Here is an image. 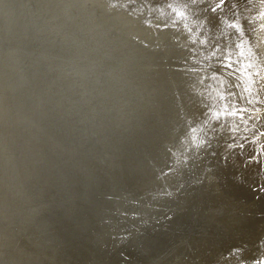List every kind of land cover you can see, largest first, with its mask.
Listing matches in <instances>:
<instances>
[{
	"label": "water",
	"instance_id": "1",
	"mask_svg": "<svg viewBox=\"0 0 264 264\" xmlns=\"http://www.w3.org/2000/svg\"><path fill=\"white\" fill-rule=\"evenodd\" d=\"M1 5L14 9L18 37L36 33L49 53L39 55L41 63L38 61L24 70L0 71V79L4 78L10 92L18 93L12 109L9 106L17 123L12 131L8 126L0 133L5 136L11 132L0 138L3 147L0 213H4V218L8 216L5 220L12 217L13 222L27 205L32 208V214L15 229L0 222V237H4L0 243V264H64L85 258L105 264H136L135 260L143 262L149 254L168 245L169 239L175 238L176 243V234L187 229L194 211L188 201L193 196L191 183H185L181 196L162 206L161 211L154 210L163 196L158 193L155 178L162 165L151 168L150 164L159 149L177 135L176 120L181 123L182 119L173 112L195 99L188 92L187 96L182 93L188 99L180 95L187 87V84L182 87L183 78L173 77L175 71L167 64L155 66L158 62L154 52L118 36L113 30L116 21L97 26L102 32L104 48L93 54L83 53L72 44L73 33L69 35L62 28L54 38L47 29L39 30L38 15L32 5L19 0H2ZM183 35L188 38V34ZM51 38L53 44H49ZM187 42L191 44L188 39ZM61 43L69 44L70 59L60 56ZM32 45L36 50L45 49ZM168 48L171 52L175 50L173 46ZM101 53L114 63L111 68L93 64L91 60L102 58ZM48 64L55 74V68L61 74L52 75L46 68ZM68 65L71 72L63 74ZM186 70L182 73L187 81L193 70ZM33 74L37 79L42 78L39 84H34ZM46 81L60 83L53 90L41 93L36 88ZM107 87L112 90L106 92ZM100 95L108 97L107 102ZM125 97L133 99L124 104L128 113L124 111L126 107H117ZM114 116L117 119L112 124ZM131 141L141 147L132 148ZM202 156L195 169L201 167L203 172L207 159ZM117 162H125L126 167L116 165ZM182 173L185 175L183 170ZM17 175L20 182L15 181ZM46 200L54 203V209L40 207ZM140 203L146 206L131 208ZM12 207L16 209L14 214ZM159 213L161 217L154 219V225L138 228L140 239H134L131 232L132 239L138 240L121 241L124 227H117L120 221L134 220L132 223L141 226ZM44 219L48 221L46 224ZM49 224L53 226L49 228ZM133 228L135 225L130 223L129 232Z\"/></svg>",
	"mask_w": 264,
	"mask_h": 264
},
{
	"label": "bare ground",
	"instance_id": "2",
	"mask_svg": "<svg viewBox=\"0 0 264 264\" xmlns=\"http://www.w3.org/2000/svg\"><path fill=\"white\" fill-rule=\"evenodd\" d=\"M1 1L0 71L24 70L38 61L41 63L39 55L49 53L42 39L36 33L18 37L16 31L19 27L15 21L17 17L13 14L14 9L4 8ZM19 1L34 7L38 15L39 30L47 29L54 38L62 28L67 30L69 35L73 33L75 37L72 44H76L83 53L93 54L104 48V41H101L102 32L97 26L103 22L116 21L113 23V30L118 36H125L141 49L154 52L158 62L155 66L167 64V67L175 71L173 77L183 78L182 87L187 84L180 95L184 93L187 96L188 92L195 98L192 103L186 100L188 102L181 104L179 109L173 112L182 119L181 123L176 120L177 135H173L171 138L174 140L159 149L158 156L150 164L151 168L162 165L155 178L158 181V193L163 196L158 199L159 205L154 210L161 211L162 206L181 196L182 187L190 182L193 196L188 199V205L194 211L187 229L176 234V243L175 238L169 239L168 245L161 247L154 254H149L150 257L143 262L135 260L136 264H253V261L264 256V174L260 173L256 177L253 170L249 174L241 173L238 176L237 166L230 160L234 148L237 145L242 146L255 129L254 127L252 131L241 136L240 131L245 124L249 127L254 125V117L259 120L257 136L260 138L252 136L253 147L255 153L264 158V149L257 143L263 138L261 132L264 129V113H256L264 107V3L258 6L257 0ZM20 28L22 29L21 26ZM210 31L212 37H208ZM183 34H188L187 39L191 44H188ZM54 38L50 39L49 44H53ZM32 44L45 49L36 50ZM171 46L175 47L173 52L168 48ZM58 51L60 56L66 55L70 59L68 43H61ZM99 55H102V58L92 59L93 64L111 68L110 65L114 64L111 59L108 60L104 53ZM115 63L119 64L116 61ZM17 64H23L25 67L17 68ZM68 66L63 74L71 72V65ZM46 68L52 75L61 74L56 68L55 74L49 64ZM186 69L193 70L188 76L189 81H186L183 76L185 73H182L187 72ZM63 77L74 81L70 77ZM33 79L34 84H39L42 80L37 79L34 74ZM58 83L60 82L54 81L49 84L46 81L36 89L41 90V93L49 92ZM74 83L79 85L76 80ZM111 90L109 87L105 89L106 92ZM185 95L182 97L188 99ZM100 98L106 102L108 100V97L103 95H100ZM17 100L18 93L10 92L2 77L0 133L8 126L12 131L17 123V118L9 110V106ZM132 101L131 97H125L117 107L124 109L125 102ZM124 111L129 112L127 107ZM116 119L114 116L112 124ZM119 126L121 125H117ZM8 135L0 134V138ZM253 138H250V142ZM133 143L130 142L132 148L141 147L140 144ZM2 149L0 145V154ZM238 150L239 148H236L234 152ZM202 155L207 159L203 172L200 166L198 170L195 169L197 162L202 161ZM210 155L213 157L210 158ZM15 157L18 158L19 154ZM3 158L5 157H1ZM184 159H189V162ZM116 165L121 167L125 162H117ZM186 165H189L188 168ZM253 169H259V165ZM196 173H199V176H196ZM15 181H21L20 175L15 177ZM124 194L126 195L125 191ZM47 202L49 200L40 207H45L44 210L54 209V203ZM136 204L131 208L146 206L144 203ZM15 210L12 207L11 213L14 214ZM29 213L32 214V208L27 205L24 211L17 213L13 222L12 217L5 220L8 216L4 218V213H0V222L15 229ZM7 214L6 211L5 215ZM159 217L161 213L150 221L142 222L141 226L132 223L134 220L120 221L117 227H124L121 241L127 239L130 242L133 238L131 232L135 235L134 239H140L138 228L146 227L144 224L154 225V219ZM43 222L46 224L48 221L44 219ZM130 223L135 225V228L129 232ZM52 226L53 224H49V228ZM127 230L128 234L124 235ZM134 239L132 240H138ZM3 240L4 237H0V243ZM124 261L125 259L122 260ZM63 263L105 264L90 258Z\"/></svg>",
	"mask_w": 264,
	"mask_h": 264
},
{
	"label": "rangeland",
	"instance_id": "3",
	"mask_svg": "<svg viewBox=\"0 0 264 264\" xmlns=\"http://www.w3.org/2000/svg\"><path fill=\"white\" fill-rule=\"evenodd\" d=\"M261 3H264V0H257L258 6ZM256 113L257 114L264 113V107L261 108V109H259V110H257ZM253 120H256V121H254V125L252 127H249L248 124H245L243 126V129L240 131L242 133L241 136H244V134L246 135V133H249L255 127V129L251 133V136H249L242 143V146L237 145L238 147L236 146L234 148V150L230 154V160H231V162L234 163V165L237 166L238 176L241 173L249 174L253 170H255V173L254 174H255L256 177H258V175L260 173L262 175L264 174V172H263L264 158L262 156H259L258 154L255 153V150H254V147H253V140H254V138L252 137V136H256L257 138H260V136H257V130H259V127H258L259 120H258V118H255V117L253 118ZM233 133H235L234 129H233ZM261 134H263V138H261L260 141H257V143L258 144L260 143L261 144L260 148H263L264 149V129L262 130ZM250 138H253L252 139V142H250ZM236 148H239V150L236 151V152H234ZM257 165H259V169H253ZM262 183H264V182H262Z\"/></svg>",
	"mask_w": 264,
	"mask_h": 264
},
{
	"label": "snow or ice",
	"instance_id": "4",
	"mask_svg": "<svg viewBox=\"0 0 264 264\" xmlns=\"http://www.w3.org/2000/svg\"><path fill=\"white\" fill-rule=\"evenodd\" d=\"M253 264H264V256H261L260 258L253 261Z\"/></svg>",
	"mask_w": 264,
	"mask_h": 264
}]
</instances>
